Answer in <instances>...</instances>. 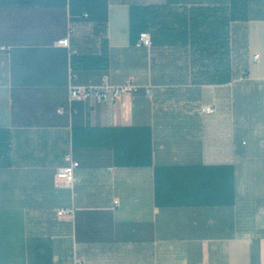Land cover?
I'll return each instance as SVG.
<instances>
[{"label":"crops","instance_id":"0c3cea01","mask_svg":"<svg viewBox=\"0 0 264 264\" xmlns=\"http://www.w3.org/2000/svg\"><path fill=\"white\" fill-rule=\"evenodd\" d=\"M105 76L141 88L57 113ZM34 258L264 264V0H0V264Z\"/></svg>","mask_w":264,"mask_h":264},{"label":"built area","instance_id":"2783aa9c","mask_svg":"<svg viewBox=\"0 0 264 264\" xmlns=\"http://www.w3.org/2000/svg\"><path fill=\"white\" fill-rule=\"evenodd\" d=\"M58 44L63 47H69L68 38H63L58 41ZM138 47L149 48L151 46L150 36L147 32H141L137 41ZM259 56L255 55L254 59H257ZM141 86H139L133 77L127 78L121 84H113L109 81L108 77H103L98 84L95 85H69L67 88V102L64 106L57 108L58 114H64L70 108V103L72 101H85L88 99H95L96 101H110L114 102L122 99L123 97L131 94H135L139 91ZM147 93L149 88H146ZM215 108L213 105L202 106L201 111L203 113H212ZM68 163L65 166L58 168L55 172V180L59 184L66 186H72L75 182V169L78 167V162L72 160L70 155H67ZM117 203V201H114ZM71 210H66L65 212L70 213ZM64 211L61 210L58 212L59 215L63 214Z\"/></svg>","mask_w":264,"mask_h":264},{"label":"trees","instance_id":"16d2710c","mask_svg":"<svg viewBox=\"0 0 264 264\" xmlns=\"http://www.w3.org/2000/svg\"><path fill=\"white\" fill-rule=\"evenodd\" d=\"M130 32L136 33L138 37H139V34L141 32H146L142 10L136 9L133 13H131V16H130ZM150 40H151V48L154 49V46H155L154 42L155 41L152 39L151 36H150ZM34 264H35V258H34Z\"/></svg>","mask_w":264,"mask_h":264}]
</instances>
